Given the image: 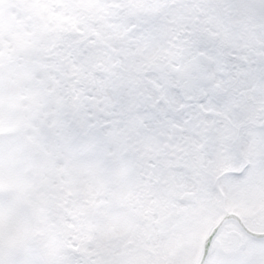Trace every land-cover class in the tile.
<instances>
[{
	"label": "snow or ice",
	"instance_id": "snow-or-ice-1",
	"mask_svg": "<svg viewBox=\"0 0 264 264\" xmlns=\"http://www.w3.org/2000/svg\"><path fill=\"white\" fill-rule=\"evenodd\" d=\"M0 264H264V0H0Z\"/></svg>",
	"mask_w": 264,
	"mask_h": 264
}]
</instances>
